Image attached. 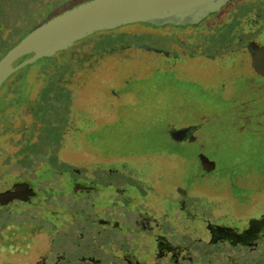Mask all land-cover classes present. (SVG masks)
Returning <instances> with one entry per match:
<instances>
[{
  "label": "flooded vegetation",
  "instance_id": "obj_1",
  "mask_svg": "<svg viewBox=\"0 0 264 264\" xmlns=\"http://www.w3.org/2000/svg\"><path fill=\"white\" fill-rule=\"evenodd\" d=\"M240 1L215 0L180 30L196 23L195 38L213 36L227 23L224 7ZM226 37L215 50L231 69L215 93L222 114L161 131L187 147L178 188H157V179L151 193L126 175L117 183L49 164L43 128L25 123V103L0 99V264H264V25L242 23ZM184 41L165 55L193 43ZM231 187L241 195L230 190L236 205L221 210L207 190Z\"/></svg>",
  "mask_w": 264,
  "mask_h": 264
},
{
  "label": "rangeland",
  "instance_id": "obj_2",
  "mask_svg": "<svg viewBox=\"0 0 264 264\" xmlns=\"http://www.w3.org/2000/svg\"><path fill=\"white\" fill-rule=\"evenodd\" d=\"M81 2L84 0H0V15L4 18H0V24L4 23L0 27L6 29L5 36L22 38L59 11ZM51 4H55L53 10ZM263 5L261 0H242L229 9L224 7L221 15L227 23H222L213 36L201 34L195 38L202 29L196 23L186 31L175 28L148 33L143 30L149 24L135 22L95 32L56 51L49 63L57 71L45 89V94L52 93L56 105L46 113L50 124L45 123L41 131V145L48 146L46 161L61 163L69 170L74 165L72 170L77 174L92 179L100 175L97 179L102 180L109 175L114 182L122 183L128 180L123 178L126 175L145 181L143 189L150 192L147 185L157 179V188L180 187V173L188 164L181 156L187 147L163 140L161 131L165 133L188 121L209 122L222 114L214 103L215 93L220 89L221 76L227 75L230 68L225 65L228 58L220 57L216 47L239 24L255 21L264 25ZM187 37L193 41L187 49L185 45L177 48L176 58L165 55L173 43L181 41L183 45ZM40 61L42 58L36 60ZM26 66L31 72L29 84L33 83L22 106L27 124L33 119L29 110L44 80L35 76L38 65ZM56 151L63 162L55 158ZM207 194L217 197V207L227 211L236 205L230 196L241 195V190L214 188Z\"/></svg>",
  "mask_w": 264,
  "mask_h": 264
},
{
  "label": "water",
  "instance_id": "obj_3",
  "mask_svg": "<svg viewBox=\"0 0 264 264\" xmlns=\"http://www.w3.org/2000/svg\"><path fill=\"white\" fill-rule=\"evenodd\" d=\"M214 1L86 0L40 23L10 48L0 58V86L18 69L73 45L79 38L135 22L149 24L148 28L142 29L148 33L184 28L213 10ZM217 1L222 3L227 0ZM138 46L157 51L148 45ZM27 55V58L17 63ZM184 132L186 129L176 133Z\"/></svg>",
  "mask_w": 264,
  "mask_h": 264
},
{
  "label": "trees",
  "instance_id": "obj_4",
  "mask_svg": "<svg viewBox=\"0 0 264 264\" xmlns=\"http://www.w3.org/2000/svg\"><path fill=\"white\" fill-rule=\"evenodd\" d=\"M55 4H51V7L53 10ZM61 12V11H59ZM58 12V13H59ZM3 18V16L0 15V18ZM4 19V18H3ZM4 23H1L0 26H2ZM7 24V23H5ZM11 26V25H10ZM4 27V25L2 26ZM0 27V58L10 49L12 48L20 39L17 37H13L12 34L5 36L4 35V28ZM10 27H7V30ZM152 33V32H150ZM13 38V39H12ZM52 55L50 56H44L41 57L42 61L40 62H36L34 61L33 64L31 65H27V66H34V65H38L39 68L37 69V71H35V76L36 78H42L44 80V85L41 88V90L38 92V96L35 99V101L32 103V109H31V114H32V124L35 125V123L37 122L41 128L44 129V125L45 123L50 124V120L49 118H46V113L52 111V106L56 105V102L54 103V99H53V95L52 93H47L45 94V89H46V85L52 83L53 81V75H55V72L57 71V69H55L53 67L52 64H50L49 62L52 59ZM27 56L22 57L21 59H19L17 61V63H19L20 61H22L23 59L27 58ZM40 59V58H39ZM26 66V67H27ZM29 67L25 68L23 67L22 69H19V73H17L15 76H9V80H7L6 84L4 85L3 89L0 90V99L2 101H8L13 107L17 106L18 104L21 103H27L28 100V96L30 95V92L32 90V86L33 83L29 84V75L31 74V72H29ZM60 82V79H57V84ZM28 89V91L25 93V89ZM51 95V96H49ZM7 105V104H6ZM33 111L35 112V114L33 113ZM34 114V116H33ZM52 125V124H51ZM42 129V130H43ZM41 130V131H42Z\"/></svg>",
  "mask_w": 264,
  "mask_h": 264
}]
</instances>
